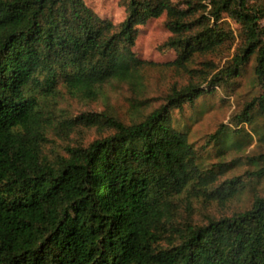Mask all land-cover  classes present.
<instances>
[{"label": "trees", "instance_id": "obj_1", "mask_svg": "<svg viewBox=\"0 0 264 264\" xmlns=\"http://www.w3.org/2000/svg\"><path fill=\"white\" fill-rule=\"evenodd\" d=\"M122 1L126 15L113 24L85 0H0V264H264V151L250 156L249 179L263 189L247 208L189 220L171 234L164 222L172 196L217 173L199 169L175 113L237 84L252 60L259 93L231 120L252 125L258 116L252 133L264 137V0ZM163 13L177 66L236 43L232 56L205 86H172L139 119L102 114L108 135L49 159L37 94L63 83L95 98L110 81L135 79L143 64L132 50L137 27ZM224 13L237 33L223 26ZM223 128L209 135L218 148L233 145L235 130L227 138ZM240 179L221 182L228 196L245 187Z\"/></svg>", "mask_w": 264, "mask_h": 264}, {"label": "rangeland", "instance_id": "obj_2", "mask_svg": "<svg viewBox=\"0 0 264 264\" xmlns=\"http://www.w3.org/2000/svg\"><path fill=\"white\" fill-rule=\"evenodd\" d=\"M85 3L99 17L113 24L121 22L126 15L122 0H85ZM165 21L163 13L137 27L132 50L143 64L135 79L110 81L102 85L95 98L68 89L63 83L51 94H37V116L44 126L45 136L42 150L49 159L66 156L68 147L86 146L94 138L108 135L110 130L103 125L102 114L112 115L125 123L139 119L160 104L172 86L181 87L189 81L205 86V78H209L232 56L236 43L231 48L222 45L214 51L195 54L184 67L177 66L174 62L177 53L164 45L171 35ZM220 21L224 27L237 33L238 24L225 13ZM253 64L252 60L246 65L242 76L236 79L237 84L216 86L211 95L199 98L194 108L186 107L181 115L175 113L181 123L187 125V139L192 143L199 169L202 173L205 169L217 173L212 183L205 185L194 179L184 192L170 198L164 218L168 234L189 220L204 222L209 216L218 217L247 208L253 196L262 192L263 181L249 179L254 169L250 156L264 151V137L252 133V127L260 126V119L254 116L252 125H235L231 120L246 102L259 93ZM221 126H224L227 138L232 134L230 130H235L231 135L233 145L225 142L218 148L215 140L209 137ZM219 164H222L220 171ZM236 175L241 177L245 187L228 196L230 193L221 182Z\"/></svg>", "mask_w": 264, "mask_h": 264}]
</instances>
